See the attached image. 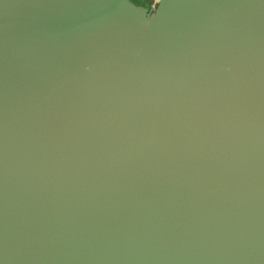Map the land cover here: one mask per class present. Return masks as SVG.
Returning a JSON list of instances; mask_svg holds the SVG:
<instances>
[{
    "label": "water",
    "instance_id": "1",
    "mask_svg": "<svg viewBox=\"0 0 264 264\" xmlns=\"http://www.w3.org/2000/svg\"><path fill=\"white\" fill-rule=\"evenodd\" d=\"M0 0V264H264V0Z\"/></svg>",
    "mask_w": 264,
    "mask_h": 264
},
{
    "label": "rangeland",
    "instance_id": "2",
    "mask_svg": "<svg viewBox=\"0 0 264 264\" xmlns=\"http://www.w3.org/2000/svg\"><path fill=\"white\" fill-rule=\"evenodd\" d=\"M137 3H141V4H151L152 1L151 0H135Z\"/></svg>",
    "mask_w": 264,
    "mask_h": 264
},
{
    "label": "trees",
    "instance_id": "3",
    "mask_svg": "<svg viewBox=\"0 0 264 264\" xmlns=\"http://www.w3.org/2000/svg\"><path fill=\"white\" fill-rule=\"evenodd\" d=\"M133 1H135V0H133ZM135 2H136V1H135ZM144 5L148 6L149 4H144Z\"/></svg>",
    "mask_w": 264,
    "mask_h": 264
}]
</instances>
